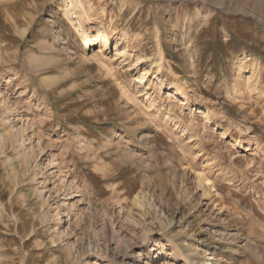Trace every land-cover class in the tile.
I'll list each match as a JSON object with an SVG mask.
<instances>
[{"label":"rangeland","instance_id":"1","mask_svg":"<svg viewBox=\"0 0 264 264\" xmlns=\"http://www.w3.org/2000/svg\"><path fill=\"white\" fill-rule=\"evenodd\" d=\"M77 2L0 0V264H264V0Z\"/></svg>","mask_w":264,"mask_h":264},{"label":"bare ground","instance_id":"2","mask_svg":"<svg viewBox=\"0 0 264 264\" xmlns=\"http://www.w3.org/2000/svg\"><path fill=\"white\" fill-rule=\"evenodd\" d=\"M65 10H64V14L66 16H68V19L70 20L72 26H73V29H74V32H75V36L76 38L78 39H82V41L84 42L83 46L80 45V51L83 52V55L84 57L88 58L90 56H92L91 53H89V51H91V47L92 45H94L97 41H99L98 39H102L103 42H109V36H108V31H107V27L106 26H103L100 22H98L97 20L93 19L88 11H86V9L83 8V5L79 2H77V0H66V5H65ZM174 29V28H173ZM60 40L59 42L56 44V45H60V44H63L64 43V40L62 39V37L60 36L59 37ZM50 41L49 40H46V43L47 44H50L49 43ZM52 44V43H51ZM46 45V44H45ZM117 41H116V45L117 46ZM45 48H47V46H45ZM89 48V49H88ZM126 48V47H125ZM124 48V51H126V49ZM123 50V49H122ZM116 54V53H115ZM41 56V55H40ZM158 56H159V62H163V53L161 50H159L158 52ZM134 59L136 60L137 64H140V63H143L145 62L144 58L142 57H139L137 55H134L133 56ZM248 55H244L243 58H246V59H249L247 58ZM147 59V58H146ZM44 60V59H43ZM46 61V60H45ZM191 61V60H190ZM44 63V61H43ZM48 63V62H46ZM154 63V62H153ZM136 64V63H135ZM161 64V63H160ZM191 64V63H190ZM255 63H250V64H245L243 60H239L237 62V64H235L232 68L235 70H242L244 74H253L252 72L254 71L255 69V66H254ZM152 65V63H151ZM105 66V64H104ZM150 66V65H149ZM149 68V67H148ZM158 68V66H157ZM170 71L172 70L170 66L167 67ZM145 70V69H144ZM157 70V69H156ZM144 73H141L138 78H137V82L140 84V86L142 85L141 88H143V90L145 89L144 86H143V83L146 81V72L143 71ZM237 73V72H236ZM242 76V75H241ZM252 77V76H251ZM240 80V79H239ZM238 80V82H239ZM182 82V81H181ZM254 83V82H253ZM250 84H252V81H251V78L250 76H245V77H241V81L240 83H238L237 86H249ZM234 85V84H233ZM253 85V84H252ZM139 86V85H138ZM236 86V85H235ZM147 88V87H146ZM239 88V87H238ZM249 88V87H247ZM242 89V87H241ZM247 90V89H246ZM123 91V94L128 96V93L126 90L122 89ZM174 91L176 93L179 94V96H182L183 99H185L187 97V89L186 87L181 84L180 82H177L176 85H174ZM231 91V90H230ZM239 91V90H238ZM234 92H237V89L234 91L232 90L228 96L231 97L233 94L235 95ZM242 92L240 91V94ZM239 94V93H238ZM259 94V93H258ZM167 95V94H166ZM237 95V94H236ZM242 95V94H241ZM243 96V95H242ZM261 96V95H260ZM171 97V96H170ZM249 97V95H248ZM257 98V97H256ZM243 99V98H242ZM259 99V98H258ZM234 100V99H233ZM184 101V100H183ZM242 101V100H241ZM196 111H199V112H202V113H207L208 114V111L205 110V109H201V108H194L192 107L191 109V115H194ZM205 114L203 116H205ZM167 115V114H166ZM175 118V117H174ZM170 120V119H169ZM188 126V125H187ZM190 128V127H189ZM186 129V127L184 128ZM193 129V127H192ZM195 130V129H194ZM241 140V139H240ZM242 140H244V144L248 142V138L247 137H244ZM1 144V143H0ZM242 146V144H241ZM65 178V177H64ZM136 196V195H135ZM157 251L159 252L160 255L163 254L162 252V244H160V242H157ZM162 246V247H161ZM150 252V251H149ZM149 254V253H148ZM181 258L182 260V263L181 264H191L190 263V259L184 255L182 253L181 250H176L175 253H174V260H176L177 258ZM150 259V258H149ZM215 258L214 257H210V259H208V262L206 264H214L212 262V260H214ZM216 260V259H215ZM161 261V260H160ZM163 261V260H162ZM165 262V261H164ZM158 263V262H157ZM156 263V264H157ZM179 263V262H178ZM178 263H175V262H171L170 264H178ZM87 264H90V263H87ZM150 264V263H149ZM152 264V263H151ZM159 264H165V263H161L159 262Z\"/></svg>","mask_w":264,"mask_h":264}]
</instances>
